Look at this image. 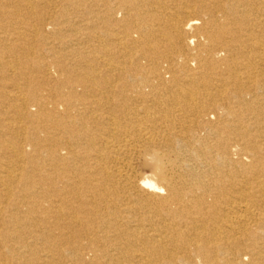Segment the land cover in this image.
<instances>
[{
	"label": "bare ground",
	"instance_id": "obj_1",
	"mask_svg": "<svg viewBox=\"0 0 264 264\" xmlns=\"http://www.w3.org/2000/svg\"><path fill=\"white\" fill-rule=\"evenodd\" d=\"M0 264H264V0H0Z\"/></svg>",
	"mask_w": 264,
	"mask_h": 264
},
{
	"label": "rangeland",
	"instance_id": "obj_2",
	"mask_svg": "<svg viewBox=\"0 0 264 264\" xmlns=\"http://www.w3.org/2000/svg\"><path fill=\"white\" fill-rule=\"evenodd\" d=\"M83 24H85V23H83ZM81 27L83 28L84 25L82 26V24H81ZM83 29H85V28H83ZM82 33H86V31H82ZM80 91H83V90L79 89V92H80ZM79 92H78V93H79ZM92 107H95V106H92Z\"/></svg>",
	"mask_w": 264,
	"mask_h": 264
}]
</instances>
